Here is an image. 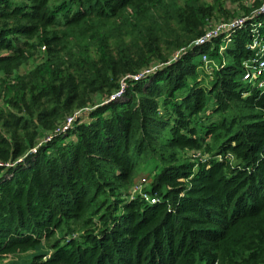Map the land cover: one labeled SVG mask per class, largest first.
<instances>
[{
	"label": "trees",
	"instance_id": "16d2710c",
	"mask_svg": "<svg viewBox=\"0 0 264 264\" xmlns=\"http://www.w3.org/2000/svg\"><path fill=\"white\" fill-rule=\"evenodd\" d=\"M247 1L0 0V264H264Z\"/></svg>",
	"mask_w": 264,
	"mask_h": 264
},
{
	"label": "built area",
	"instance_id": "2783aa9c",
	"mask_svg": "<svg viewBox=\"0 0 264 264\" xmlns=\"http://www.w3.org/2000/svg\"><path fill=\"white\" fill-rule=\"evenodd\" d=\"M254 2L255 0H248L247 5H251ZM259 12L260 14L264 15V6ZM247 20H248L247 17H240V18L232 19L230 21H222L219 23L211 24L210 27L206 30L204 36L200 38L198 41H196L190 49L194 47L200 48L210 44L213 40L217 38H223L224 44L222 43L219 47V53L222 54L224 50L227 48V45L231 40L232 34H234L238 29L243 28L246 25ZM262 26H263L262 24H258L252 29V41L249 44V49L254 52V56L251 59L245 61L243 64L245 70L243 80L245 82H249L254 85L256 84L259 88L264 89V36L260 34V28ZM201 55H202L201 61L203 63V67L209 74H211L214 68H216V63L210 59L207 53H202ZM144 76L138 75L133 77L132 80L139 81ZM121 94L122 92L118 93L114 97V99L120 97ZM79 114H76L75 117L70 118L67 122L66 127L63 130L68 129L74 122V119ZM198 157H200L199 154L194 155V158H198ZM139 192H141L140 187H136L133 190V193H139Z\"/></svg>",
	"mask_w": 264,
	"mask_h": 264
},
{
	"label": "rangeland",
	"instance_id": "374dc122",
	"mask_svg": "<svg viewBox=\"0 0 264 264\" xmlns=\"http://www.w3.org/2000/svg\"><path fill=\"white\" fill-rule=\"evenodd\" d=\"M256 2H257V0L254 3H252L250 7H253L256 4ZM263 6H264V3L262 5H260L259 8H256V9H258L260 11L263 8ZM228 7L231 10H235V9H238L239 8L238 6H232L230 4L228 5ZM256 9H254L253 11H255ZM200 59L202 60V55L200 56V58L198 57L196 59V61L199 62ZM203 69H204V72H206V74H207L208 72L205 70L204 67H203ZM22 71L24 72L25 69H23ZM200 77H201V80L204 79L203 73H200ZM205 81L207 83L208 80H205ZM210 106H213L212 102H210ZM149 168L150 167H146V164L140 165V167H138L137 170L134 173L133 181L140 182L144 178H149V181L152 180V177L150 176V169ZM31 258L32 257L31 256H28V255L22 256V257H7V258L4 259L3 264H8V263L9 264H12V262H14V264H22L25 261L30 260Z\"/></svg>",
	"mask_w": 264,
	"mask_h": 264
}]
</instances>
